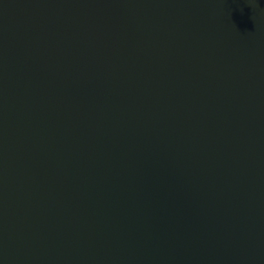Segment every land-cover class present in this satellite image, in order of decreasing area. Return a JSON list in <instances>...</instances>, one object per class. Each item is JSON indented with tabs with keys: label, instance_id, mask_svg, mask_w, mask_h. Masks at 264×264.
<instances>
[{
	"label": "water",
	"instance_id": "water-1",
	"mask_svg": "<svg viewBox=\"0 0 264 264\" xmlns=\"http://www.w3.org/2000/svg\"><path fill=\"white\" fill-rule=\"evenodd\" d=\"M0 264H264V0H0Z\"/></svg>",
	"mask_w": 264,
	"mask_h": 264
}]
</instances>
